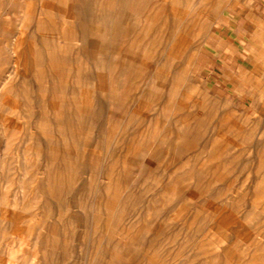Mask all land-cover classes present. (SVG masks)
Listing matches in <instances>:
<instances>
[{"label": "rangeland", "instance_id": "rangeland-1", "mask_svg": "<svg viewBox=\"0 0 264 264\" xmlns=\"http://www.w3.org/2000/svg\"><path fill=\"white\" fill-rule=\"evenodd\" d=\"M242 2L0 0V264H264V112L207 78Z\"/></svg>", "mask_w": 264, "mask_h": 264}, {"label": "crops", "instance_id": "crops-1", "mask_svg": "<svg viewBox=\"0 0 264 264\" xmlns=\"http://www.w3.org/2000/svg\"><path fill=\"white\" fill-rule=\"evenodd\" d=\"M208 81L246 113L264 112V0H243L207 39Z\"/></svg>", "mask_w": 264, "mask_h": 264}, {"label": "bare ground", "instance_id": "bare-ground-1", "mask_svg": "<svg viewBox=\"0 0 264 264\" xmlns=\"http://www.w3.org/2000/svg\"><path fill=\"white\" fill-rule=\"evenodd\" d=\"M49 188V187H48Z\"/></svg>", "mask_w": 264, "mask_h": 264}]
</instances>
